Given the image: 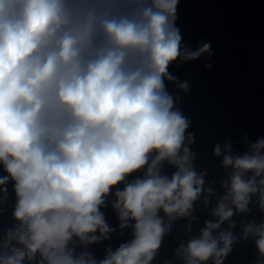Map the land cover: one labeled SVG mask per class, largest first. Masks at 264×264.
Here are the masks:
<instances>
[{"label": "clouds", "instance_id": "9594fccd", "mask_svg": "<svg viewBox=\"0 0 264 264\" xmlns=\"http://www.w3.org/2000/svg\"><path fill=\"white\" fill-rule=\"evenodd\" d=\"M177 3L0 0V165L7 173L0 186L15 182L19 221L3 247L24 246L0 255V264L37 253L44 264H97L87 254L75 257L69 242H95L97 231L107 238L99 211L105 197L145 167L144 178L115 193L120 227L135 221L133 239L99 264H150L166 231L158 213L170 221L190 214L204 180L190 167L188 125L164 82L173 79L170 64L196 59L209 45L181 49ZM253 147L251 155L224 156L234 173L214 211L219 219L182 249L186 264H223L234 237L212 232L233 216L229 201L243 212L259 191L264 208V140ZM162 161L178 169L170 179L160 173ZM249 234L259 237L264 256V223L246 226Z\"/></svg>", "mask_w": 264, "mask_h": 264}]
</instances>
